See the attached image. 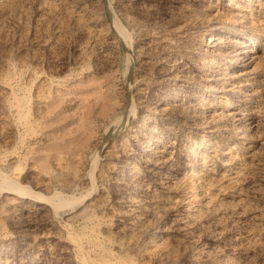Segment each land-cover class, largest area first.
Returning <instances> with one entry per match:
<instances>
[{
    "label": "rangeland",
    "instance_id": "374dc122",
    "mask_svg": "<svg viewBox=\"0 0 264 264\" xmlns=\"http://www.w3.org/2000/svg\"><path fill=\"white\" fill-rule=\"evenodd\" d=\"M0 264H264V0H0Z\"/></svg>",
    "mask_w": 264,
    "mask_h": 264
},
{
    "label": "bare ground",
    "instance_id": "6f19581e",
    "mask_svg": "<svg viewBox=\"0 0 264 264\" xmlns=\"http://www.w3.org/2000/svg\"><path fill=\"white\" fill-rule=\"evenodd\" d=\"M3 6V5H2ZM228 11V10H227ZM245 16V15H244ZM79 18V17H78ZM89 18H91V17H89ZM76 19V18H75ZM74 19V20H75ZM81 19V18H80ZM233 20V19H232ZM258 20H259V18H258ZM79 21V20H78ZM84 21V20H83ZM82 22V21H81ZM250 22V21H249ZM253 22V21H252ZM256 22V21H255ZM78 23V22H77ZM82 25V24H81ZM261 27V26H260ZM90 28V27H89ZM120 32L121 33H124V31L122 30V29H120ZM149 38V37H148ZM140 39V38H139ZM151 39V38H150ZM149 43V42H148ZM138 45V44H137ZM260 48V50L262 51V47H259ZM139 51V50H138ZM249 54H248V56L245 58V64H249V63H252V66H253V64H255L256 63V58L257 57H259V55L257 54V51H259V49L258 50H255V48H250L249 50ZM263 57V56H262ZM244 60V59H243ZM244 62H242V63H244ZM247 69V68H246ZM243 70V69H242ZM245 72H247V71H245ZM244 73V72H243ZM232 85V84H231ZM241 85V84H240ZM262 90V89H261ZM258 91V90H257ZM139 92V91H138ZM17 98V97H16ZM19 99V98H18ZM14 103V102H13ZM21 104V103H20ZM39 104V103H38ZM227 104V103H226ZM25 106V105H24ZM15 107V106H14ZM42 107V106H41ZM19 108V107H18ZM22 108H23V106H22ZM25 108V107H24ZM39 108V107H38ZM176 108V107H175ZM21 110V109H20ZM37 110V109H36ZM9 111V110H8ZM14 111V110H13ZM167 111V110H166ZM21 112V111H20ZM19 112V110H18V112H16V113H20ZM174 112V111H173ZM230 115H232V117L234 116L233 115V112H222L221 111V113H219V114H214V115H212L211 117V119L213 120V121H216V120H219L222 116H230ZM18 116V115H17ZM202 118V117H201ZM210 118V117H209ZM205 119V118H204ZM20 121V120H19ZM18 121V122H19ZM214 124V123H213ZM220 124V123H219ZM205 125V124H204ZM210 125V124H209ZM211 127V126H210ZM209 127V128H210ZM134 137H136V136H134ZM112 142V141H111ZM114 145V144H113ZM123 148V147H122ZM111 149H113V148H111ZM114 150V149H113ZM112 150V151H113ZM111 150H106V153H108L109 155H113L114 153L112 152ZM115 151V150H114ZM157 151H158V153H159V156L160 157H164V153H165V150H159V149H157ZM185 151V150H184ZM198 152V151H197ZM176 153V152H175ZM213 153V152H212ZM211 153V154H212ZM228 153V152H227ZM231 153V152H230ZM116 154V153H115ZM114 154V155H115ZM229 154V153H228ZM106 156V155H105ZM117 156V155H116ZM151 156V155H150ZM167 156V155H166ZM165 156V157H166ZM169 156V155H168ZM171 156V155H170ZM74 157V156H73ZM154 157V156H153ZM156 157V156H155ZM149 158V157H148ZM151 158V157H150ZM157 158V157H156ZM170 158V157H169ZM175 158V157H174ZM201 158V157H200ZM205 158V157H204ZM161 159H163V158H161ZM59 160V159H58ZM160 159L159 158H157V159H155V160H153V164H156V163H160L161 161H159ZM163 160H165L166 161V158H164ZM163 160H162V163H163ZM202 160V159H201ZM239 160V159H238ZM148 161V160H147ZM150 162H151V160H150ZM188 162V161H187ZM186 162V160H183V163H184V165L187 163ZM202 162V161H201ZM75 163V162H74ZM161 163V164H162ZM238 163V162H237ZM57 164V163H56ZM171 164V163H170ZM176 164V163H175ZM240 164V163H239ZM61 165V164H60ZM74 165V164H73ZM160 165V164H159ZM188 165V164H187ZM200 165V164H199ZM76 166V165H75ZM153 166V165H152ZM156 166V165H155ZM234 166H235V163H234ZM239 166V165H238ZM241 166H242V164H241ZM61 167V166H60ZM58 168V167H57ZM108 169V168H107ZM134 169V168H133ZM233 169V168H232ZM239 169V168H238ZM237 169V170H238ZM242 169H243V167H242ZM235 170V169H234ZM152 171V170H151ZM224 171V170H223ZM231 171V170H230ZM240 171H241V167H240ZM66 172V171H65ZM75 172V171H74ZM237 172H239V171H237ZM236 171H231V172H227V174L223 177V178H221L222 179V181H225L230 187H236L237 188V184H239V177H238V175L236 174L237 173ZM242 172V171H241ZM76 173V172H75ZM151 173V172H150ZM199 172L197 171V168L196 167H189V168H187L186 170H185V172H184V183L183 184H185V185H187V187H190V188H192V187H194V184L195 183H197V174H198ZM221 173V172H220ZM226 173V172H225ZM35 174V173H34ZM61 175V174H60ZM210 176V175H209ZM212 176V175H211ZM9 177V176H8ZM34 177V176H33ZM80 177V176H79ZM220 177H222V175L220 176ZM201 178V177H200ZM211 178H213V177H211ZM44 179V178H43ZM77 179V178H76ZM80 179V178H79ZM183 179V178H182ZM199 179V178H198ZM181 180V179H180ZM207 180H208V177H207ZM214 181V180H213ZM219 180L217 179V182H218ZM70 182V181H69ZM203 182H206L205 180L204 181H202V183ZM211 182H212V180H211ZM210 182V183H211ZM39 183V182H38ZM129 183V182H128ZM201 183V182H200ZM210 183H209V186H210ZM161 184H163V183H161ZM179 184V183H178ZM180 184H182V181H181V183ZM204 184V183H203ZM207 184V183H206ZM219 184V183H218ZM171 185V184H170ZM197 185H199V184H197ZM201 185V184H200ZM205 185V184H204ZM208 185V184H207ZM212 185V184H211ZM222 185V184H221ZM42 186V185H41ZM180 186V185H179ZM206 186V185H205ZM208 186V187H209ZM215 186H217V184L215 185ZM4 187V186H3ZM177 187V186H176ZM184 187V186H183ZM196 187H200V186H196ZM203 187V186H202ZM200 188L201 189V191H204V193H205V190H203V188ZM214 187V186H213ZM217 187H219V186H217ZM221 187V186H220ZM219 187V188H220ZM225 187V186H224ZM10 188H13V189H17V191H18V188H21L20 186H15V187H10ZM210 188V187H209ZM214 188H216V187H214ZM218 188V189H219ZM206 189V188H205ZM213 189V188H212ZM183 190V189H182ZM196 190V189H195ZM211 190V189H210ZM208 191V189H207V192H211V191ZM214 190V189H213ZM226 190H227V188H226ZM12 191V190H11ZM11 191H8L9 193H12ZM186 191V190H185ZM216 191V193H218L219 191H217V189L215 190ZM221 191V190H220ZM19 192V191H18ZM22 192V191H21ZM33 192V191H32ZM189 192V191H188ZM225 192V191H224ZM223 192V193H224ZM14 193V192H13ZM24 193V192H23ZM16 194V193H15ZM39 194V193H38ZM202 194V193H201ZM208 193H206V195H207ZM213 193H211V195H208V198L206 199L205 198V200H207V202L209 201L210 202V204L211 203H214L215 204V198L213 197V195H215V194H213ZM233 193H231V195H232ZM17 195V194H16ZM104 195V194H103ZM191 195H193V194H191ZM195 195V194H194ZM197 195V194H196ZM236 195V194H235ZM40 196V195H39ZM65 196V195H64ZM190 196V195H189ZM218 196V195H217ZM227 196V195H226ZM229 196V195H228ZM234 196V195H233ZM62 197V196H61ZM60 197V198H61ZM222 197V196H221ZM8 198V197H7ZM15 198V197H14ZM41 198H43V200L46 198V199H48L51 203H53L54 204V206H56L57 204H59V202L61 203V200H55V199H53L52 197H45L44 195H42L41 196ZM59 198V197H58ZM67 198V197H66ZM101 198V197H100ZM191 198V197H190ZM194 198V197H193ZM17 199V198H16ZM151 204H152V206L151 207H149V208H147V209H144V212H145V214H151L152 216L153 215H158V214H160L159 213V211L161 212H165L166 210H167V208L165 209V208H163L162 207V205L159 203V201L156 199V198H154V196H152L151 195ZM174 199V198H173ZM180 199V198H179ZM222 199H224V198H222ZM226 199H228V198H226ZM232 200H230L229 199V201H227V203H226V200H225V203H222V205L225 207V208H237V207H242V205H243V207H244V204H243V202H242V197L240 196V195H236V196H234L233 198H231ZM42 200V201H43ZM189 200V199H188ZM220 200V199H219ZM218 200V201H219ZM223 200V201H224ZM92 202L90 203V205L91 206H93L94 208H96V209H98L99 207H101V202L98 200V199H93V200H91ZM181 201H182V199H181ZM184 201V200H183ZM222 200H221V202H223ZM6 204L7 205H9V204H11V203H13V196L12 197H10V198H8V199H6ZM103 202V201H102ZM191 202V201H190ZM220 202V203H221ZM104 203V202H103ZM192 203V202H191ZM218 204L219 206L221 205V204ZM63 204V203H62ZM88 204V203H87ZM142 204V203H141ZM165 204V203H164ZM172 204V203H171ZM204 204H206V202L204 203ZM50 205V204H49ZM65 205V204H64ZM67 205V204H66ZM107 205V204H106ZM192 205V204H191ZM191 205H190V207H191ZM12 206V205H11ZM51 206V205H50ZM63 206V205H62ZM89 205H87V207H88ZM164 206V205H163ZM167 206H168V204H167ZM170 206V205H169ZM187 206H188V204H187ZM194 206V205H193ZM203 206V205H202ZM10 207V206H9ZM87 207H85V208H87ZM90 207V206H89ZM147 207V206H146ZM190 207L187 209L186 207V212H185V214L183 215V216H180V217H175L174 218V222H173V224H174V229L177 231V232H180L181 234H182V238H181V240L182 241H184L185 239H186V237H187V235H188V230L190 229H188V226H189V222H191L192 221V217H193V215L195 214H193V207H192V210L190 209ZM199 207H201V206H199ZM208 207V206H207ZM213 207V206H212ZM8 208V207H7ZM104 208V207H103ZM169 208V207H168ZM204 208H205V206H204ZM216 208V207H215ZM214 208V209H215ZM54 209V208H53ZM90 209H92V208H90ZM138 209V208H137ZM163 209V210H162ZM181 209V208H180ZM207 209V208H206ZM206 209H205V211H206ZM210 209H212V208H210ZM220 209V208H219ZM223 209V208H222ZM3 210V209H2ZM59 210V209H58ZM63 210V209H62ZM100 210V209H99ZM102 210V209H101ZM120 210H122V209H120ZM129 210V211H128ZM127 211H121L120 213H119V215H122V214H124V213H126V214H129L131 217L129 218L130 220H125L126 221V224H124V225H122V227L123 228H126V229H128V230H130V231H132L133 232V234L137 237V235L140 233V229H137L136 228V226H135V223L137 222V221H139V216L137 215V214H133V213H135L134 212V210L132 209V208H130V209H128ZM171 210H172V208H171ZM185 210V209H184ZM196 210V209H195ZM227 210H229V209H227ZM231 210V209H230ZM243 210H245V209H243ZM52 211V210H51ZM167 211H170V209H168ZM209 211V210H208ZM207 211V212H208ZM214 211V210H213ZM215 211H216V209H215ZM232 211V210H231ZM242 211V210H241ZM4 212V211H3ZM198 212V211H197ZM196 212V213H197ZM234 212V211H233ZM244 212V211H243ZM245 212H246V210H245ZM248 212V211H247ZM45 213V212H44ZM201 212L199 211V213H197V214H200ZM250 213V212H249ZM252 213V212H251ZM7 214V213H6ZM243 214V213H242ZM245 214V213H244ZM156 215V216H157ZM209 215V214H208ZM252 214H250V216H251ZM123 216V215H122ZM205 216V215H204ZM212 216V215H211ZM248 216V215H247ZM157 217H160V216H157ZM246 217V216H245ZM259 217V216H258ZM126 218V217H125ZM150 218V217H149ZM194 219H195V216L193 217ZM252 218V217H251ZM260 218V217H259ZM259 218H256L255 216H253V218H252V222H251V220H250V217H249V219H248V217L247 218H245L246 220L248 219L249 221H247V222H249V224L251 225L252 224V226H250V229H251V227H253V228H255L256 229V231H259V230H262L261 229V222H260V220H259ZM95 219V218H94ZM151 219V218H150ZM173 219V218H172ZM193 219V220H194ZM261 219V218H260ZM120 220V219H119ZM167 220V219H166ZM191 220V221H190ZM197 220V219H196ZM262 220V219H261ZM153 221V220H152ZM158 221V220H157ZM243 221V220H242ZM148 222V221H147ZM194 221H192V223H193ZM251 222V223H250ZM142 223H144L145 224V222L144 221H142ZM172 223V222H171ZM120 224V223H119ZM197 224V223H196ZM142 225V224H141ZM191 225V224H190ZM83 227V226H82ZM249 227V226H248ZM47 228V227H46ZM115 229V228H114ZM192 229V228H191ZM250 229H249V232H250ZM49 230V229H48ZM117 230V229H116ZM193 230V229H192ZM58 231V230H57ZM94 231V230H93ZM123 231V230H122ZM191 231V230H190ZM189 231V232H190ZM252 231V230H251ZM51 232V231H50ZM192 233V232H191ZM246 233H248V232H246ZM258 233V232H257ZM47 234V233H46ZM54 234V233H53ZM252 234V233H251ZM250 234V235H251ZM69 235V234H68ZM248 235V234H247ZM259 235H260V233H259ZM258 235V236H259ZM255 236V235H254ZM254 236H253V239H254ZM96 237V236H95ZM244 237V236H243ZM72 238V237H71ZM138 238V237H137ZM190 239H192V236L191 237H189ZM76 239V238H75ZM180 239V238H179ZM178 239V240H179ZM252 238H251V240H253ZM78 240V239H77ZM120 240V239H119ZM180 240V241H181ZM244 240V239H243ZM101 241V240H100ZM99 241V242H100ZM187 241H189V239L187 240ZM193 241V240H192ZM96 242V241H95ZM69 243V242H68ZM83 243V242H82ZM82 243H81V245H82ZM101 243V242H100ZM179 243H181V242H178V244ZM95 244V243H94ZM126 244H127V242H126ZM41 245V244H40ZM72 245V244H71ZM128 245H129V243H128ZM68 246V245H67ZM69 247H71L70 245H69ZM82 248H83V246H82ZM97 248V247H96ZM119 248V247H118ZM263 248V247H262ZM243 249V248H242ZM60 250V249H59ZM66 250V249H65ZM75 250V249H74ZM83 250V249H82ZM237 250H238V248H237ZM97 251V250H96ZM66 252V251H65ZM83 252V251H82ZM109 253V252H108ZM77 256V255H76ZM65 257V256H64ZM69 257V256H68ZM112 258V257H111ZM110 259V258H109ZM103 260V259H102ZM228 260V259H227ZM9 261V260H8ZM107 261V260H106ZM100 262V261H99ZM83 263V262H82ZM230 263V262H229Z\"/></svg>",
    "mask_w": 264,
    "mask_h": 264
}]
</instances>
